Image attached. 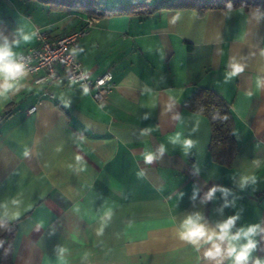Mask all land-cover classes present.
<instances>
[{"label": "crops", "instance_id": "1", "mask_svg": "<svg viewBox=\"0 0 264 264\" xmlns=\"http://www.w3.org/2000/svg\"><path fill=\"white\" fill-rule=\"evenodd\" d=\"M89 17L0 0V48L15 57L39 44L38 29L56 38ZM74 52L92 78L113 73L104 102L94 89L36 83L29 73L0 89V230L16 221L7 264H233L226 254L207 258L210 245L197 248L179 232L195 213L209 227L238 215L233 232L264 228V9L100 16ZM234 65L243 70L232 75ZM59 71L66 80L69 69ZM200 88L232 110L229 165L210 150V119L188 107ZM242 177L255 182L242 188ZM213 187L228 195L206 200ZM254 239L246 264L264 262V232Z\"/></svg>", "mask_w": 264, "mask_h": 264}, {"label": "trees", "instance_id": "2", "mask_svg": "<svg viewBox=\"0 0 264 264\" xmlns=\"http://www.w3.org/2000/svg\"><path fill=\"white\" fill-rule=\"evenodd\" d=\"M59 9H80L89 16L98 17L116 13L134 12L150 14L164 8L194 7L201 13L211 9L258 7L264 9V0H163L153 4L145 1L120 3L111 8L104 6L106 0H38ZM188 107L206 115L211 122L212 140L210 150L215 159L229 165L237 153L233 133L234 117L230 105L218 93L207 88L198 89L188 100ZM16 232V221L6 222L0 230V264H7Z\"/></svg>", "mask_w": 264, "mask_h": 264}, {"label": "clouds", "instance_id": "3", "mask_svg": "<svg viewBox=\"0 0 264 264\" xmlns=\"http://www.w3.org/2000/svg\"><path fill=\"white\" fill-rule=\"evenodd\" d=\"M242 70L240 66L234 65L232 75ZM23 75H25V65L16 62L13 59V53L8 48H0V78L3 81L0 83V89L3 91L11 89L13 85L9 81L16 80ZM184 145L185 148L191 147L192 141L186 140L184 141ZM161 152H163V147H161ZM80 159V157H77V160ZM144 159L145 163H151L154 156L152 153H146ZM249 180L255 182L254 177H242L240 186L243 188ZM217 191L222 192L224 196L228 195L227 189L213 187L207 192L205 199L211 200ZM193 198H195V193ZM225 206H227V201L225 202ZM238 219V215L230 216L226 220L217 223L215 227H209L203 222V217L199 213H195L187 216L182 222L179 236L180 239L187 241L197 248L210 245L204 253L207 258L215 259L226 254L228 257L233 258V264H246L251 251L256 247L254 237L260 232H264V228H261L259 224H255L249 225L246 228L241 227L233 232ZM102 231L103 228L100 229V232ZM241 240L246 242L242 244L238 243ZM63 251L61 249V253ZM255 264H264V262L257 260Z\"/></svg>", "mask_w": 264, "mask_h": 264}, {"label": "built area", "instance_id": "4", "mask_svg": "<svg viewBox=\"0 0 264 264\" xmlns=\"http://www.w3.org/2000/svg\"><path fill=\"white\" fill-rule=\"evenodd\" d=\"M97 21L96 15L90 16L84 27L56 38L52 37L48 31L38 29L36 34L39 44L26 48L13 59L25 65V74L34 75L36 83H76L85 91L90 92L94 89L93 97L102 103L115 87L113 73L107 71L92 78L90 73L84 70L82 62L74 52L78 39L87 34ZM60 68L69 69L66 80L63 79Z\"/></svg>", "mask_w": 264, "mask_h": 264}, {"label": "rangeland", "instance_id": "5", "mask_svg": "<svg viewBox=\"0 0 264 264\" xmlns=\"http://www.w3.org/2000/svg\"><path fill=\"white\" fill-rule=\"evenodd\" d=\"M135 1H144V0H129V2H135ZM114 3H116L114 0H106L105 5L107 8L114 7Z\"/></svg>", "mask_w": 264, "mask_h": 264}]
</instances>
